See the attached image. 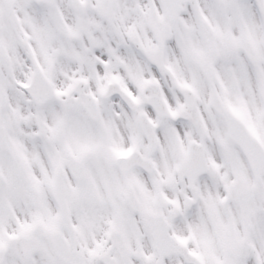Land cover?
I'll use <instances>...</instances> for the list:
<instances>
[{
	"label": "snow or ice",
	"instance_id": "6c2138e0",
	"mask_svg": "<svg viewBox=\"0 0 264 264\" xmlns=\"http://www.w3.org/2000/svg\"><path fill=\"white\" fill-rule=\"evenodd\" d=\"M0 264H264V0H0Z\"/></svg>",
	"mask_w": 264,
	"mask_h": 264
}]
</instances>
